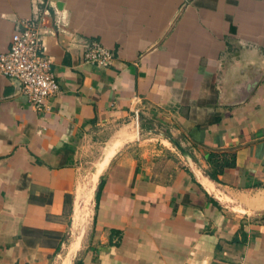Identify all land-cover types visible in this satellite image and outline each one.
Returning <instances> with one entry per match:
<instances>
[{
	"label": "crops",
	"instance_id": "obj_1",
	"mask_svg": "<svg viewBox=\"0 0 264 264\" xmlns=\"http://www.w3.org/2000/svg\"><path fill=\"white\" fill-rule=\"evenodd\" d=\"M27 20L59 91L36 112L0 75V264H264V74L232 105L264 68V0H0V53ZM126 124L75 253L80 181Z\"/></svg>",
	"mask_w": 264,
	"mask_h": 264
},
{
	"label": "built area",
	"instance_id": "obj_2",
	"mask_svg": "<svg viewBox=\"0 0 264 264\" xmlns=\"http://www.w3.org/2000/svg\"><path fill=\"white\" fill-rule=\"evenodd\" d=\"M113 57L99 41L89 42L82 55L84 64L98 68L108 67ZM0 75L19 82L22 94L36 112L49 108V99L59 87L34 20L23 22L12 34L8 49L0 53Z\"/></svg>",
	"mask_w": 264,
	"mask_h": 264
},
{
	"label": "water",
	"instance_id": "obj_3",
	"mask_svg": "<svg viewBox=\"0 0 264 264\" xmlns=\"http://www.w3.org/2000/svg\"><path fill=\"white\" fill-rule=\"evenodd\" d=\"M264 74V68L261 70H256L251 76L247 77L244 81L238 82L234 85L233 88V102L232 105H239L244 103L249 96L252 94L254 89L256 88L259 80L261 79L262 75ZM20 85V84H19ZM132 124H126L122 126L119 130L115 132V134L108 140V142L105 144V147L103 149V152L99 158V160L94 164V166L91 168V174L96 172L97 167L100 163H103L105 159H107V162L104 166V168L101 170L99 175L97 176L96 182L94 183L93 187V197L95 198L97 195V189L99 187L100 181L102 176L104 175L109 162L111 159L118 153V151L122 148V146L127 142L131 141L132 138L127 139L124 135L125 131L131 126ZM167 140L175 146V148L180 152L182 155L184 161L186 164L192 168L193 162L189 155V153L171 136H166ZM75 214V211H73V216ZM85 234V229H82L80 234L75 239V253L78 251L79 246L81 244V241L83 239V236ZM72 260L70 259L68 264H71Z\"/></svg>",
	"mask_w": 264,
	"mask_h": 264
},
{
	"label": "rangeland",
	"instance_id": "obj_4",
	"mask_svg": "<svg viewBox=\"0 0 264 264\" xmlns=\"http://www.w3.org/2000/svg\"><path fill=\"white\" fill-rule=\"evenodd\" d=\"M145 135V133H143V136ZM143 136H141V138H140V142H139V144L141 143H144V144H153V147H154V145L156 144V147L157 148H169V149H173L175 152H177L178 154H180L179 152H178V150L173 146V145H171L169 142L168 143H164L165 145H159L160 143V140L161 139H159V137H157V136H154V135H151V134H149L148 135V137H145V138H142ZM144 147V145H141V147ZM140 148V147H139ZM91 171V170H90ZM88 172L87 174H84V179L82 180V181H80V185L81 186H85L86 188H90V183H91V177H92V174H91V172ZM94 205H95V198L93 197V195H92V198H91V205H90V218H89V220H88V222H87V224L85 225V232H86V229H88V228H90V225H91V221H92V217H93V213H94ZM238 204H235V203H230V206L231 207H235V206H237ZM239 210V209H238ZM76 221H77V228H80V226H79V224H78V219H76ZM81 229V228H80ZM75 230H76V234H80V232L81 231H79V229H76L75 228ZM74 246H75V242H74Z\"/></svg>",
	"mask_w": 264,
	"mask_h": 264
},
{
	"label": "bare ground",
	"instance_id": "obj_5",
	"mask_svg": "<svg viewBox=\"0 0 264 264\" xmlns=\"http://www.w3.org/2000/svg\"><path fill=\"white\" fill-rule=\"evenodd\" d=\"M125 135L124 136H126V133H124ZM127 137H128V135H127ZM108 159V158H107ZM107 159H105L104 161H103V163H100L99 165H98V167H97V170H96V172L93 174V176H92V191H93V187H94V183L96 182V179H97V176L99 175V173L101 172V170L104 168V166H105V164H106V162H107ZM82 206H83V202H80L78 205H77V207L75 208V214H74V216H73V220L74 221H76V219H77V216H78V214H79V212L81 211V209H82ZM84 214V213H83ZM86 215V214H85ZM87 217V216H86Z\"/></svg>",
	"mask_w": 264,
	"mask_h": 264
},
{
	"label": "trees",
	"instance_id": "obj_6",
	"mask_svg": "<svg viewBox=\"0 0 264 264\" xmlns=\"http://www.w3.org/2000/svg\"><path fill=\"white\" fill-rule=\"evenodd\" d=\"M213 157H215V155H213V154H211V155H209V160H210V158H213ZM224 165V164H223ZM226 165V164H225ZM224 165V166H225ZM230 166H233L234 165V163H233V161L229 164ZM226 166H228V164L226 165ZM205 175L211 180V181H216L215 180V178H214V176L212 175V174H210V173H208V172H205ZM97 198V195H96V197H95V199Z\"/></svg>",
	"mask_w": 264,
	"mask_h": 264
}]
</instances>
